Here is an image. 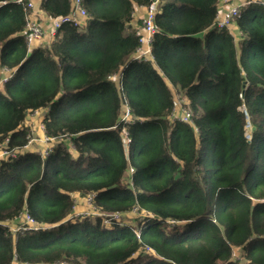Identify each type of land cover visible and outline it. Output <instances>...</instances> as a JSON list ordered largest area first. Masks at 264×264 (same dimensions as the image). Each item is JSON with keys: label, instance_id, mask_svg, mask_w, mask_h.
<instances>
[{"label": "trees", "instance_id": "obj_1", "mask_svg": "<svg viewBox=\"0 0 264 264\" xmlns=\"http://www.w3.org/2000/svg\"><path fill=\"white\" fill-rule=\"evenodd\" d=\"M74 1L0 0V264H264V7L159 0L137 58L153 0H80L28 48Z\"/></svg>", "mask_w": 264, "mask_h": 264}, {"label": "built area", "instance_id": "obj_2", "mask_svg": "<svg viewBox=\"0 0 264 264\" xmlns=\"http://www.w3.org/2000/svg\"><path fill=\"white\" fill-rule=\"evenodd\" d=\"M17 2H22L23 0H16ZM40 0H29L26 4V9H32L35 3ZM229 0H220V4L227 3ZM254 2L262 5L264 7V0H253ZM80 0L74 1V7L70 14L68 15H59L50 20L48 26H42L36 20H29L27 22V36H25L26 42H35L46 39V37H53L55 31L61 27L64 23H72L73 25H78L81 22L85 12L79 7ZM159 0H153L148 7L146 8L144 20L142 21V30L143 35L140 37L139 42L142 44L143 49L139 50L137 58L142 57L143 55H150L149 43L151 42L152 34L154 32L153 19L155 12L158 8ZM221 7V6H220ZM238 6H231L227 11H225L221 16H218L217 27L228 26L230 21L238 15ZM31 18V16H29ZM42 128V125L40 124ZM246 127H250V124L247 122ZM245 137L249 141L251 140V135L248 131L245 132ZM26 218H29L28 216Z\"/></svg>", "mask_w": 264, "mask_h": 264}, {"label": "rangeland", "instance_id": "obj_3", "mask_svg": "<svg viewBox=\"0 0 264 264\" xmlns=\"http://www.w3.org/2000/svg\"><path fill=\"white\" fill-rule=\"evenodd\" d=\"M35 5H37V4L35 3ZM137 18H139V19L142 18L144 20V15L138 16ZM29 20H35V19L29 17ZM38 23H40L43 27L47 25L42 20H41V22L39 21ZM141 30H142V28H141ZM46 39H48V37H46ZM141 46H142V44H141ZM142 49H143V46L140 50H142ZM182 113L184 114V112H182ZM182 113H179V114H182ZM41 115H42L41 112H40V114H38V112L37 113H35V112L31 113V115L28 116L27 120L25 121V125L30 127L31 133H32L31 139H30L28 145L25 147L26 150H28V149L29 150H37V151L41 152V151L45 150L49 145V141H47V139L43 135L42 128H39V125L41 124L39 122ZM14 153L11 154L8 151H4L2 149V146L0 145V155H2V157L12 156V155H14ZM77 200H78L77 206H76L75 211H74L76 218H82V217L88 216L87 214L90 212L91 213L89 215H93L92 218L99 216V212L93 208V204L91 202L90 197L77 198ZM134 213L135 212L130 213L131 218H129V221H131L132 217H134ZM106 216H110V217H108V219H112V220L117 219V217H118V219L121 218V216H119L118 214H116V215L115 214H109V215L106 214L105 217Z\"/></svg>", "mask_w": 264, "mask_h": 264}, {"label": "crops", "instance_id": "obj_4", "mask_svg": "<svg viewBox=\"0 0 264 264\" xmlns=\"http://www.w3.org/2000/svg\"><path fill=\"white\" fill-rule=\"evenodd\" d=\"M247 0H229L227 3H223L222 5H221V7L219 8V14H218V16H221L225 11H227L229 8H231V6H240V5H243L245 2H246ZM37 3H39V2H37ZM36 3V4H37ZM145 12H146V10H145V7H137L136 8V16L138 17V16H141V15H144L145 16ZM44 22V21H43ZM233 33H234V35L238 38V32H236V31H233ZM236 38V39H237ZM38 42H36L35 44H37ZM39 44V43H38ZM35 113H37V112H35ZM245 129H246V131H250V130H252V127L250 126V127H246L245 126ZM41 133V132H40ZM250 133V132H249ZM244 136H245V134H244ZM246 138V137H245ZM252 139V138H251Z\"/></svg>", "mask_w": 264, "mask_h": 264}, {"label": "bare ground", "instance_id": "obj_5", "mask_svg": "<svg viewBox=\"0 0 264 264\" xmlns=\"http://www.w3.org/2000/svg\"><path fill=\"white\" fill-rule=\"evenodd\" d=\"M81 9H82V8H81ZM83 10H84V9H83ZM84 12H85V10H84ZM84 15H85V14H84ZM27 34H28V33H27V29L25 28L24 37L27 36ZM40 41H42V40H40ZM40 41L29 42V43L26 42V41H25V42H26V44H27V47H28V48H31V46H33V44H35L36 42H40ZM4 80H5V79H4ZM4 80H3V81H4ZM12 156H14V155H12ZM24 220H25V222H26V221H31L32 219H31V218H25Z\"/></svg>", "mask_w": 264, "mask_h": 264}, {"label": "water", "instance_id": "obj_6", "mask_svg": "<svg viewBox=\"0 0 264 264\" xmlns=\"http://www.w3.org/2000/svg\"><path fill=\"white\" fill-rule=\"evenodd\" d=\"M245 84H246V82L243 83V86H244V87H245ZM253 129H254V128L252 127V130H253Z\"/></svg>", "mask_w": 264, "mask_h": 264}, {"label": "clouds", "instance_id": "obj_7", "mask_svg": "<svg viewBox=\"0 0 264 264\" xmlns=\"http://www.w3.org/2000/svg\"><path fill=\"white\" fill-rule=\"evenodd\" d=\"M251 135V134H250Z\"/></svg>", "mask_w": 264, "mask_h": 264}]
</instances>
